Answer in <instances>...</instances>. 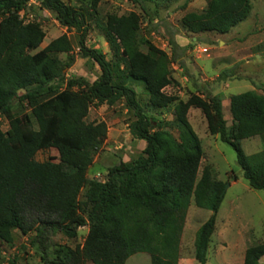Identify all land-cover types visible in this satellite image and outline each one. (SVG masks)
I'll return each mask as SVG.
<instances>
[{"label":"trees","instance_id":"obj_1","mask_svg":"<svg viewBox=\"0 0 264 264\" xmlns=\"http://www.w3.org/2000/svg\"><path fill=\"white\" fill-rule=\"evenodd\" d=\"M31 1L0 0V117L8 124L5 131L0 129V243L12 247L16 233L32 235L31 247L38 249L42 264H126L136 251L147 254L152 264H178L193 204L211 214L199 225L192 244L194 261L206 264L225 183L209 165L199 176L203 150L188 112H201L207 134L233 148L249 188L264 191V89L262 94L248 91L229 99L228 127L219 96L192 95L181 101L164 92L175 84L170 68L180 47L169 39L167 54L141 43L138 14H109L102 20L98 0L90 11L62 0H37L62 27L74 30L80 57L100 70L93 83L66 81L63 72L74 59L64 63L59 56L69 55L73 46L63 35L38 51L45 39L42 27L20 16ZM251 11L250 0H209L203 11L185 14L181 25L194 36L225 35ZM89 21L101 31L111 61L86 47ZM133 85L144 87L154 109L175 104L177 136L171 124L145 113ZM119 102L132 112L131 137L145 147L135 160L108 168L103 181L89 180L88 171L108 132L105 123L86 121L89 109ZM15 104L29 115L15 113ZM252 138L260 139L262 150L247 156L241 142ZM48 150L56 151L57 158L38 162L37 154ZM81 228L88 229L82 245H53L49 252L47 233L75 240ZM262 258L264 242L253 243L243 264H261Z\"/></svg>","mask_w":264,"mask_h":264},{"label":"rangeland","instance_id":"obj_2","mask_svg":"<svg viewBox=\"0 0 264 264\" xmlns=\"http://www.w3.org/2000/svg\"><path fill=\"white\" fill-rule=\"evenodd\" d=\"M62 1L84 11H90L93 2V0ZM208 1L181 0L166 4L162 0H98L96 9L98 17L102 20L109 14L117 16L130 12L138 14L141 17L140 42H149L167 54H170L169 39L174 41L177 37L186 39L185 45L180 47L179 58L170 68L175 84L167 87L164 92L181 101H186L192 95H202L204 98L219 96L222 99L224 119L230 127L232 120L229 99L248 91L262 94L264 89V0H250L252 6L250 16L232 28L229 33L194 36L181 25V18L187 13L203 11ZM20 16L25 22H37L42 27L45 39L38 51L60 36L68 37L73 50L69 55L59 56L64 63L70 57L74 59L73 64L63 72L66 81L81 78L93 83L100 76V70L94 63L80 57L78 36L74 30L62 27L53 15L40 8L37 0H32L26 10L20 12ZM89 25L86 47L97 50L106 60L111 61L112 53L101 31L94 21H89ZM141 51L146 52L144 45L141 46ZM133 87L145 113L162 123L171 124L170 130L177 136L178 129L173 124L175 104L169 105L166 109H154L147 103L144 87L142 85ZM14 111L22 117L29 115V110L18 104L14 105ZM86 121L103 122L108 128L107 140L94 156L93 164L88 171L89 180L103 181L108 168L119 162L128 163L135 160L145 147L144 142L134 140L130 135L128 126L133 122V115L123 102L112 107L106 105L90 107ZM188 121L203 150L199 176L201 169L209 165L215 178L225 183L226 187L223 202L216 216V231L209 245L206 264H237L229 262L236 252L230 246L231 234L235 235L244 230L248 231L247 235L251 237L253 243L264 242V191L249 188L236 163L233 148L222 143L218 137L207 134L206 122L199 110L190 109ZM7 127V122L1 117L0 129L5 131ZM241 147L245 155L250 156L262 150V143L259 138H252L242 141ZM55 158L57 152L54 150L39 152L36 156L38 162ZM233 181H236V184L231 186ZM210 216L209 212L199 210L191 204L181 238L178 264H198L192 256L193 237L199 225ZM227 223L230 229H226L227 232L220 237L219 232ZM87 232V228L79 229L75 240H68L61 234L47 233L49 252L52 251L53 245H66L72 248L82 245ZM31 239L32 235L24 237L16 233L14 246L0 243V264L12 262L42 264L38 249L31 247ZM260 263L264 264V258ZM126 264H152V259L147 254L136 251L131 254Z\"/></svg>","mask_w":264,"mask_h":264},{"label":"crops","instance_id":"obj_3","mask_svg":"<svg viewBox=\"0 0 264 264\" xmlns=\"http://www.w3.org/2000/svg\"><path fill=\"white\" fill-rule=\"evenodd\" d=\"M175 42L177 43V45L179 47H183L186 43V39L184 38H181V37H177L175 38ZM236 184V181H233L231 183V186H234ZM207 220V219H206ZM225 225V226H224ZM219 232V235L220 237H222L224 235V233H226V229H230V225L227 224H224ZM262 228V227H261ZM198 229V228H197ZM197 231V230H196ZM195 231V232H196ZM216 231V229H215ZM195 234V233H194ZM215 234V233H214ZM248 231H239L237 232V234L235 235H230L232 237L231 241L232 243L230 244V246L236 250L235 252V256L233 255V257H231V263H237V264H243V259H244V253L246 251V248L253 244V241H251V237H249L248 235Z\"/></svg>","mask_w":264,"mask_h":264},{"label":"built area","instance_id":"obj_4","mask_svg":"<svg viewBox=\"0 0 264 264\" xmlns=\"http://www.w3.org/2000/svg\"><path fill=\"white\" fill-rule=\"evenodd\" d=\"M0 121H1V117H0Z\"/></svg>","mask_w":264,"mask_h":264},{"label":"water","instance_id":"obj_5","mask_svg":"<svg viewBox=\"0 0 264 264\" xmlns=\"http://www.w3.org/2000/svg\"><path fill=\"white\" fill-rule=\"evenodd\" d=\"M225 191H226V187H225Z\"/></svg>","mask_w":264,"mask_h":264}]
</instances>
